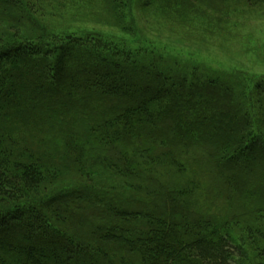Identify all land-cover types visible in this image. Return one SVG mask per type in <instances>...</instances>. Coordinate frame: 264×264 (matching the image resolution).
Listing matches in <instances>:
<instances>
[{"label":"trees","instance_id":"16d2710c","mask_svg":"<svg viewBox=\"0 0 264 264\" xmlns=\"http://www.w3.org/2000/svg\"><path fill=\"white\" fill-rule=\"evenodd\" d=\"M54 1L0 0V264H264V222L246 226L248 252L193 199L208 176L252 185L245 203L264 218V77L247 92L153 45L55 32L67 0ZM109 2L117 19L122 5L162 9ZM10 122L53 133L62 161L20 149ZM62 162L73 180L57 188ZM96 166L124 189L97 183Z\"/></svg>","mask_w":264,"mask_h":264},{"label":"rangeland","instance_id":"374dc122","mask_svg":"<svg viewBox=\"0 0 264 264\" xmlns=\"http://www.w3.org/2000/svg\"><path fill=\"white\" fill-rule=\"evenodd\" d=\"M254 1L256 3L247 5L243 0H156L162 9L149 12L147 7L138 9L139 4L122 5L118 8L117 19L109 0H67L64 1V9L62 6L59 9L58 16L55 12L51 14L49 25L55 32L96 34L118 47L153 45L176 54L183 62H189V66L196 65L200 73L206 72L211 77L223 79L231 86L244 83L247 92H251L253 83L264 77V4L260 3L263 0ZM54 2L58 3V0ZM120 24L125 25L128 31L122 30ZM10 123L15 126V131H20V149L37 155L41 153H36L34 147L46 150L44 155L51 157L50 164L53 159L62 161L57 152L53 154L58 143L47 137H52L53 133L44 135L32 128L30 132H25L22 124ZM188 154L189 159L195 155L192 152ZM45 162L48 164L47 160ZM55 168L60 171L55 187L72 184L70 168L65 167L63 162ZM94 173L97 183L106 186L112 183V188L124 189L122 178L111 177V173L99 166L94 168ZM191 176L188 174L184 178L189 180ZM208 177L209 180L204 178L199 190L194 192L193 199L198 203L196 212L210 217V221L217 225L227 221L231 234L237 239L241 237L249 252L251 247L245 238V228H254L264 222V218L260 217L263 213L255 211L257 203H245L247 192L255 193L257 189H253L252 185L245 190L216 189L217 183L211 188L215 178L212 176L210 182ZM229 190L237 195L229 196ZM226 194L228 200L224 198ZM179 211L175 209L172 213L177 216Z\"/></svg>","mask_w":264,"mask_h":264}]
</instances>
